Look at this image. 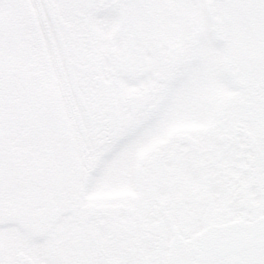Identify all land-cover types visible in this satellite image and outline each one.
Returning <instances> with one entry per match:
<instances>
[{"label":"snow or ice","instance_id":"6c2138e0","mask_svg":"<svg viewBox=\"0 0 264 264\" xmlns=\"http://www.w3.org/2000/svg\"><path fill=\"white\" fill-rule=\"evenodd\" d=\"M169 7L183 16L177 32L137 31L144 12ZM214 8H245L264 21V0H0V264H41L23 252L13 255L9 240L24 249L33 231L54 235L61 214L69 209L73 215L65 221L96 211V195L119 190L113 182L118 157L174 145L177 129L191 125L199 131L189 137L191 151L171 186L155 177L145 191L139 183L141 170L128 160V187L141 199L134 204V225L124 228L130 245L126 250L58 258L50 264H264V35L255 115L247 131L237 134L235 114L216 102L218 87L233 69L216 48L217 23L208 15ZM97 25L120 31L121 50L106 69L113 84L107 98L90 93L84 108L74 91L80 52L71 41L73 33L91 37ZM26 27L42 45V62L59 77L71 110L53 115L39 105L32 111L18 109L16 119L24 125L35 160L27 171L18 167L13 178L5 151L14 88L7 60L13 36ZM205 34L207 43L202 42ZM23 100L29 102L26 95ZM44 100L54 102L55 97L45 94ZM57 125V142L66 138L64 130L74 125L81 129L78 156L70 167L67 162L59 167L53 158L50 132ZM62 172L67 183L56 179ZM82 181H89L93 195L83 196ZM33 188L45 194L39 205L31 200ZM109 207L119 215L116 210L124 204L111 201ZM245 237L250 242L233 246ZM138 241L144 246L138 247ZM212 242L223 250L209 251Z\"/></svg>","mask_w":264,"mask_h":264},{"label":"flooded vegetation","instance_id":"af4514ba","mask_svg":"<svg viewBox=\"0 0 264 264\" xmlns=\"http://www.w3.org/2000/svg\"><path fill=\"white\" fill-rule=\"evenodd\" d=\"M208 15L212 16L217 23L218 36L216 38V48L227 49L231 27L234 25L231 10L214 8L210 10ZM182 23V14L176 9L169 7L158 11L144 12L136 25V29L139 33L145 35H169L177 32L181 28ZM28 36L34 47L35 37L31 33ZM23 40L18 36H13L10 45L11 55L7 60V75L13 82L14 88L13 97L8 104L7 115L9 125L5 131V151L7 154L8 170L13 178L18 167L23 166L27 171L35 160L34 148L25 139L24 125L16 119L18 109L23 108L26 111H32L39 105L41 108H47L53 115L59 113V110H61V114H66L71 110L70 106L63 100L64 89L59 77L51 75L49 66L42 62V47L37 48L33 52V62L30 64L33 69L34 66L36 69L33 75H29L27 62L31 59L29 57L26 60L21 55L22 50L20 45H22ZM207 40L208 37L205 34L202 37V42L207 43ZM71 43L73 48L80 52L74 81V91L81 98L82 107L86 108L87 104L83 102L87 100L90 93L94 94L99 100H104L107 98L106 90L113 87L112 82L106 77V69L120 53L121 35L119 30L108 32L103 27L97 25L91 37L73 33ZM225 56L226 59L231 57L230 54H225ZM228 64L230 67L236 68L228 73L229 80L228 78L227 80L229 82L226 87H233L231 85L233 79L234 86L242 90H239L240 94L237 97L231 98V95L227 96V102H225L223 108L226 109V113L235 114L237 124L234 131L237 134H242L247 131V125L253 119L248 118V112L252 106L256 109L260 89L255 85L254 90L256 92L253 91L249 94L247 88L252 89V87L250 84L248 85L247 79H243L241 67H238L236 61L233 59L229 60ZM93 67L96 68L95 73L93 72ZM47 79H49V82H47ZM53 80H55L54 88L51 87ZM38 82L40 83L39 89L46 91L45 93L34 90V87L39 85ZM121 87H123V84H121ZM49 93L54 95V102L51 100L45 102L44 95ZM25 95L29 102H24L23 97ZM234 99L235 101L233 102ZM58 128L59 125L54 127L50 132V137L52 138L50 147L53 158L57 161L59 167L63 168L64 162H67V166L70 167L73 159L78 156V141L81 129L74 125L64 130L62 135L66 138L62 142H57ZM196 132L198 130L192 134L189 132L176 133L177 142L174 145L170 144V151L159 148L151 156L148 155L140 159L138 162L139 169L141 170L139 183L144 186L145 191L151 190L155 177H158L162 183H166L169 186L174 183L185 154L191 151L192 142L189 137L195 136L196 134L194 133ZM99 163L100 161H97V165ZM56 179L60 183H67L69 177L62 172ZM125 182L126 179H124V185ZM116 186L118 189L121 187L118 182ZM80 191L85 198L93 195L90 192L89 181L81 182ZM118 191H109V193L113 194ZM30 195L34 205L41 204L45 199V194L38 188H33ZM140 199L141 195L139 194L124 198L126 205L116 210L119 212V215H114L112 208L109 207V203L114 200L112 197H102L96 202L98 206L96 211H90L87 216L75 221L64 220V217L73 215V212L69 209L61 214V218L57 221L58 227L54 235L43 229L38 234L33 231L26 248L18 249L15 242L12 244L8 242V250L13 255H19L20 252L25 253L27 251L26 255H31L33 258L39 260L41 264H50L51 261L58 258L101 257L109 250H126L130 245L129 237L124 228L134 225V204ZM117 201L120 202L119 200ZM250 240L251 237H245L233 246H243L250 242ZM137 246L143 247L144 242L138 241ZM223 248L224 246L218 242H212L209 246V251H221Z\"/></svg>","mask_w":264,"mask_h":264},{"label":"rangeland","instance_id":"374dc122","mask_svg":"<svg viewBox=\"0 0 264 264\" xmlns=\"http://www.w3.org/2000/svg\"><path fill=\"white\" fill-rule=\"evenodd\" d=\"M231 15L233 17L234 25L231 27V34L229 36V40L227 44L228 48L226 47L227 49H224V50H222L221 48L220 50H222L223 53L226 55L228 54L231 55V57H228V59H226L228 63H229V60L233 59L236 61V64L238 65V67H241V75L243 79H247L248 85L250 84L252 87V89H249V88H247L248 90L246 89L248 93L250 94L253 91L256 92V90H254V86L256 85L257 61L262 51L261 37L262 35H264V21H261L259 19L257 13L251 10L245 9V8L231 9ZM170 30L173 31L172 29ZM29 33H30V30L26 27L25 30L18 37L20 39L22 38V40L24 38V40L22 41L23 46L20 45V48L22 50L21 55L26 60H28L30 57L31 60L30 61L28 60L27 67H28L29 75L30 74L33 75L36 69L35 66L33 69L32 65L30 64L33 62L32 61L33 52L36 51L37 48H41L42 45H40L39 41L35 38L34 40L35 45L33 47L32 42L28 36ZM231 68L235 69L236 67H231ZM31 78H33V76H31ZM227 78L229 80V74L227 75ZM227 78L222 81V83L217 89L216 102L219 105L222 104L221 106L222 108L225 102H227V96L231 95L230 96L231 98L237 97L240 94V91L242 90L234 86L235 84L233 82V79L231 81V85L233 87L229 86L227 88L226 86L229 82ZM48 80L49 79H47V82H49ZM39 87H40V83L39 85H36L34 87V90H37L38 92L41 91L42 93L46 92V91L40 90ZM234 101L235 99L233 100V102ZM223 110L224 112H227L225 108H223ZM60 112L61 110H59V113ZM254 115H255V109H254V106H252V108L249 109L248 118L249 119L254 118ZM197 130L199 131L196 125H191L189 127L181 126L177 129L176 133L189 132L190 134H192L194 131H197ZM194 134H197V132ZM170 146L171 145L159 146L150 152H145L143 155H138L136 153L128 152L125 154L124 157H118V159L120 160V163L117 167L116 174L113 177V182L116 185H117V182L118 184L120 183L121 187L119 188V191L114 192L113 194L108 192L106 194L96 195L94 203H96L102 197H112L114 198V200L112 201L119 200L122 204L126 205V200H124V198H128V197H131L132 195H137V194L141 195L140 193L136 192L134 189H131L130 187H128V180H127L128 160L135 161L138 166V162L140 161L142 157L145 158L148 155L151 156L159 148L167 149L170 151ZM124 179H126L125 185L123 184ZM14 242H15L14 240H9V243L11 244ZM25 253L27 254V251Z\"/></svg>","mask_w":264,"mask_h":264}]
</instances>
